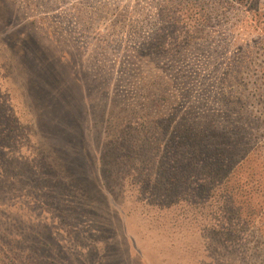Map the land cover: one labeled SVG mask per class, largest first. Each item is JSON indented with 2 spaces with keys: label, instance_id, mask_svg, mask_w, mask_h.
Listing matches in <instances>:
<instances>
[{
  "label": "rangeland",
  "instance_id": "rangeland-1",
  "mask_svg": "<svg viewBox=\"0 0 264 264\" xmlns=\"http://www.w3.org/2000/svg\"><path fill=\"white\" fill-rule=\"evenodd\" d=\"M159 1L0 0V113L26 127L24 135L10 133L12 141L0 149V264H264V193L243 207L245 216H261L255 225L227 240L210 227L216 210L210 202L159 209L153 197L137 189L130 171L121 180L106 181L110 186L102 192L91 184H105L101 167L108 133L102 122L138 106L140 87L152 80L166 97L158 106L153 103L155 117L178 124L218 119L227 129L230 118L240 120L233 116L239 111L228 105L253 84V132L262 135L264 158V0H249L252 13L234 0L198 1L197 10L211 19L194 33L191 45L158 58L138 56L134 39H144L152 28L149 19L157 18ZM35 43L48 58L67 63L60 71L66 81L62 95L79 128L69 127L65 134L51 125H63L58 118L63 112L32 88L34 65L23 66L25 59L37 60ZM247 68L249 78L244 77ZM46 76L33 82L54 92ZM55 146L62 148L60 154ZM41 153L47 160L53 154L61 158L76 177L88 198L86 214L74 209L71 198L66 215L60 213L61 201L49 195V181L35 176ZM159 163L144 162L153 180L160 178Z\"/></svg>",
  "mask_w": 264,
  "mask_h": 264
},
{
  "label": "trees",
  "instance_id": "trees-1",
  "mask_svg": "<svg viewBox=\"0 0 264 264\" xmlns=\"http://www.w3.org/2000/svg\"><path fill=\"white\" fill-rule=\"evenodd\" d=\"M184 1H159L156 6L157 18L154 21L149 19V25L152 28L144 39H134L136 49L134 52L138 56L151 59L178 53L177 51L183 46L192 44L191 37L200 30V27L208 25L211 17L207 12L197 10L200 4L195 6V3L202 0H189L188 3ZM234 1L243 7L244 11L252 13L254 6L252 4L248 6L249 0ZM168 23H171V28L164 25ZM36 46H38L39 56L42 55L43 59L39 56L35 62L25 59L26 64L23 66L31 68L34 65L32 68L36 74L29 77L32 88L36 90L37 96H44L46 93L47 103L53 104L63 112V115L58 117L56 110V115L63 125L57 121L51 125L65 134L69 127L79 128L78 116L67 111L68 99L62 95L65 93L62 84L66 81L60 71L67 63L55 55L48 58L41 46L39 44ZM250 73L247 68L244 77L249 78ZM37 75L41 78L45 76L50 78L54 92L38 88L33 82L37 79ZM256 75V73L253 74V77ZM159 78L162 79L160 75H157L156 79ZM158 85V80L147 82V85L140 87L142 101L138 106H129L128 109L131 110L125 109L117 116L110 115L106 121L102 122L104 132L108 133L103 141L102 162L105 166L101 167L105 184L102 186L94 182L91 184L102 192L103 187L110 186L107 182L121 180L122 175H127L130 171L129 175L135 178L134 184L137 189L153 197L152 202L157 204L159 209L162 207L170 209L179 204L201 207L210 202L211 207L216 208L211 211L209 222L212 231L223 235L224 239H233L239 231L250 228V224H254L253 222L261 217L258 214L245 216L243 213L245 203L249 207L255 196L264 193L263 172H261L264 169V158L259 149L262 135L253 132V123L256 119L253 99L257 96V92L253 91V84L252 86L251 83L246 84L244 91H241V95L244 93V96L238 102L235 100L228 105L231 111H239L240 115L233 114V116L240 117L241 121L234 117L227 118L226 120L229 119L227 122L229 129H227L218 119L192 120L189 123L178 124L164 116L155 117L154 109L166 99L165 93L162 88L157 87ZM57 86L61 91L57 90ZM147 94L149 96L146 97ZM237 104H239L238 107H236ZM17 131H20L21 135L26 132V127L22 125L21 120L9 119V116L5 117L3 113H0V149L12 141L10 137L14 136L10 133ZM61 149L59 146L53 148L59 154ZM152 154H158L161 158L159 160L148 158ZM53 156V160H47L41 153L38 161H35V176L41 183L44 179L49 181L46 182L52 187V193L49 195L61 201L60 213L66 212L76 203L74 209L86 214L84 203L88 198L83 187L75 176L67 173L66 165L61 162L62 159H57L54 154ZM154 161L156 164L160 161L159 180H153L151 177L153 172H147L148 170H145L143 166L144 162ZM137 162L140 164L138 169L132 166ZM238 176L244 177L245 181L242 182ZM49 195L45 203L49 200ZM68 198L73 201L71 206H68L70 204ZM66 200L67 203L64 204ZM239 227L242 228L239 229Z\"/></svg>",
  "mask_w": 264,
  "mask_h": 264
}]
</instances>
